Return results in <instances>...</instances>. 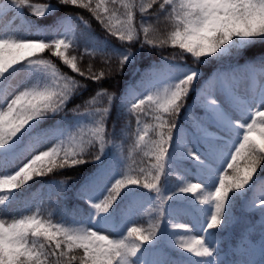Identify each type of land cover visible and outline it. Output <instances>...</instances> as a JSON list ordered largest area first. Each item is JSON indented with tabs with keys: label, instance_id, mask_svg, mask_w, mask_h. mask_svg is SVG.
I'll list each match as a JSON object with an SVG mask.
<instances>
[{
	"label": "snow or ice",
	"instance_id": "6c2138e0",
	"mask_svg": "<svg viewBox=\"0 0 264 264\" xmlns=\"http://www.w3.org/2000/svg\"><path fill=\"white\" fill-rule=\"evenodd\" d=\"M57 5L86 9L119 41L110 52L106 42L85 46L87 55L108 57L107 74L111 56L117 71L135 59V43L180 49L121 99V111L136 125L127 157L122 145L106 139L113 105L106 90L85 100L83 111L81 105L71 109L80 131L65 138L67 105L106 75L91 64L82 70L70 54L77 39L72 18H61L52 35L22 32L9 20L24 9L47 18ZM152 17L170 23L163 38L148 22ZM45 51L83 79L61 72ZM181 60L218 67L205 78ZM18 76L22 81L15 84ZM0 97V264H222L216 245L237 204L259 212L264 232V0H4ZM103 97L108 106H97ZM148 115L154 124H145ZM135 151L151 162L123 164ZM88 163L96 170L77 190L86 212L76 210L69 224L43 216L38 206L31 210L30 181ZM173 173L180 179L170 184ZM65 184L51 187L63 191ZM18 206L25 211L11 215ZM137 213L147 216L146 227L137 223Z\"/></svg>",
	"mask_w": 264,
	"mask_h": 264
},
{
	"label": "trees",
	"instance_id": "16d2710c",
	"mask_svg": "<svg viewBox=\"0 0 264 264\" xmlns=\"http://www.w3.org/2000/svg\"><path fill=\"white\" fill-rule=\"evenodd\" d=\"M0 2H4V0H0ZM32 3H48V4H57V0H31ZM139 3V0H136ZM116 8L119 9L120 13H123L124 9L119 4V2L115 5ZM28 21L27 28L33 29L36 25H41L44 31L48 32V35H52L50 31V24L52 22H56L60 18L63 17H71L72 20L77 25L76 32V43L70 49L71 55H76L78 57V66L82 70H87L88 66L91 64L94 72H99L101 70L106 72L104 79L100 82H89V88L82 95L77 96L71 103L67 105V116L64 119V127H65V137L73 134L75 131V117L72 113L71 109L75 108L77 105H81V111H83V103L85 100L91 98V96L95 95L97 90H106L109 94L113 96V105L110 111V117L107 121L106 127L109 135L106 139L113 140L114 143L123 146V154L124 157H127L129 154V147L134 143V135L135 132V117L130 116L126 111H121L120 103L122 99V92L126 87L127 83H133L135 78L138 77L140 73H145L150 68L160 65L164 60H170L174 55L178 56L180 53V49L178 47L174 48L170 44L165 45L163 47H151L147 46L141 48L139 43H135L132 45V51L135 53V59L125 66L123 71L116 70L117 60L113 55L111 56V74L108 73L109 65L105 63V60L108 59L106 56H101L99 54L95 56H90L85 54V46L89 41H95L97 43L106 42L109 48V52L111 48L114 46H119V41L116 38L111 37L107 34L104 27L95 19L94 16L86 9L77 8L74 6H60L57 5L54 14L49 15L47 18L43 17H35L29 9H24L23 14ZM79 17H83L84 20H87L90 28L85 29ZM140 16L137 14L136 23L139 24ZM152 23L154 27L157 29L156 35L159 38H163L168 32L171 31V25L167 21L164 20L163 17H160V22H156V18L152 17L148 21ZM22 32L27 28H22L24 24L15 25ZM83 31V35L81 32ZM260 53L257 52L256 56H259ZM45 59H51L54 63L57 64V67L60 68L61 72L67 73L69 75L75 76L77 79H83L79 77L76 73L71 72V69L67 66L63 65L62 61H59L58 58L51 56L50 53L45 51L43 53ZM256 56H250L246 59H255ZM179 63H187L189 66L199 67L205 78L213 75V73L217 69L216 64H208L203 66L192 65L190 60H181ZM195 99V96H191L189 103L191 100ZM99 107H107V97H103L100 99V103L97 105ZM56 119H61V117H56ZM145 124L151 125L154 124L151 115L143 116ZM48 123H55V120H51ZM84 124H88V121H82ZM183 123V120H181ZM47 126V125H45ZM113 127L115 128V135H111L113 132ZM77 133V132H76ZM153 139L155 137L153 136ZM90 159V157H89ZM135 161L137 165L147 166L150 163V158L145 156L141 151H135L132 153L131 160H123V164L131 163ZM107 163L108 160L106 159ZM142 162V163H141ZM135 166V165H134ZM187 163L184 164V167H187ZM97 165L93 163H88L86 165L79 166L76 169L73 168H55L52 173H49L46 176L35 177L34 181H30L31 189L30 191L37 186L40 182L43 183V191H40V199L37 206L41 209V213L43 216L47 217L50 213L52 214L51 218L56 213H53L52 205L55 202L58 204L65 206L66 211L68 209L67 202L77 197V190L79 189L82 182L86 179L85 176L92 174L95 172ZM228 174H231V169L228 170ZM264 175V173H260ZM179 176L176 173H173L169 177V183H173L177 181ZM60 182L65 181V190L58 191L57 193H52L51 190L46 189L44 183L46 182ZM47 187V186H46ZM147 191V190H145ZM154 195V193H153ZM81 203L86 205L82 200L78 199ZM64 203H66L64 205ZM241 204H237L234 209V220L226 226V229L220 234L219 241L217 243V247L219 248V252L222 253V257L219 261L222 264H259L260 260L263 259L264 262V252L262 256L257 259H252L246 255L244 251L237 250L238 242H244L245 238L251 237L252 231H254L258 227L257 217L260 219V215L258 211L255 212H245ZM138 217L137 223L143 224L145 227L147 226V216H141L140 213L136 214ZM63 216V214H62ZM61 217L58 219L61 220ZM250 227L249 232H247V228Z\"/></svg>",
	"mask_w": 264,
	"mask_h": 264
},
{
	"label": "rangeland",
	"instance_id": "374dc122",
	"mask_svg": "<svg viewBox=\"0 0 264 264\" xmlns=\"http://www.w3.org/2000/svg\"><path fill=\"white\" fill-rule=\"evenodd\" d=\"M36 4H45V3H36ZM9 20L14 25L15 24H22V23H25V25H27L26 24V19L22 15L19 16L18 18L15 15H13V16H11L9 18ZM59 22H60V20L59 21H56V22H52V24H50V28L49 29H51V28L53 29ZM38 31H42L41 28L40 27H35L34 30H32V33H37ZM143 74L144 73H140L138 75V77L134 80L133 83H130V84L128 83L126 85V87L124 88V90H123V92L121 94L122 98L124 97L125 93L132 88V86H134L135 84L138 83V81L140 80V78H141V76ZM21 81H22V76H18L16 78H14V83L15 84H19ZM12 91H15V90H10V92H12ZM0 99H2V97H0ZM74 129H75V131L77 133L74 132L71 135H77L79 133V131H80V129H79V127L77 125H75V128ZM65 138H67V136ZM238 163L240 164V166L242 168L244 166V159L239 160ZM187 165H188L187 167L189 168V171L192 172L191 166L189 164H187ZM92 174H90L88 176L86 175L85 178L91 176ZM189 178H192V177L190 176ZM178 179H180V177ZM192 182H197V181L195 179H192ZM52 184H53V182H46V183H44V185L47 186V187L45 186V188L46 189L48 188V190H51L52 191L51 194H53V193L55 194L59 190L53 191L52 190V187H51ZM41 186H43V183L42 182H40L35 188H33L31 190V193L33 194V201H32V205H31V210H33V211L35 210L36 205L39 202L40 195H41L40 194V191L41 190L43 191V188H41ZM58 203H59V201L58 202H55V204L52 205V207L54 206L53 209H52V211H53V213H56L53 216V219H52L54 222H64V223H69L70 224L71 223L72 214L76 210H79L81 213H84V212L87 211V206L81 204V202L79 200H77V199L75 200V198L72 199V200L69 199V201L67 202V204L70 203L68 205V207H67L68 209H70L68 211H66L65 206L60 205ZM65 204L66 203H64V205ZM243 210L245 212H247V211L248 212H251L247 208H244ZM24 211H25V209L23 208V206H18V207L14 208L12 210L11 215L15 216V215H18V214H20V213H22ZM62 214H63V216H62ZM61 216H62L61 220L58 219ZM233 218H234V216H233ZM257 219L258 220L256 221V223H258V227L254 231H252L251 237L245 238L244 242L238 243L237 244V247H236L237 250L244 251L246 254L249 255V257H252V258L260 257V254L262 252H264V232H262L261 231V228H260L261 220L259 221V217H257ZM260 219H261V217H260ZM249 229H250V227L247 228V232H249ZM220 258H221V254L219 253L218 259H220Z\"/></svg>",
	"mask_w": 264,
	"mask_h": 264
}]
</instances>
